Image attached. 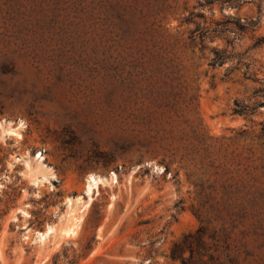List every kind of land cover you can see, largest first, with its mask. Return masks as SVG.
Segmentation results:
<instances>
[{
  "label": "rangeland",
  "instance_id": "obj_1",
  "mask_svg": "<svg viewBox=\"0 0 264 264\" xmlns=\"http://www.w3.org/2000/svg\"><path fill=\"white\" fill-rule=\"evenodd\" d=\"M203 1L0 0V264H182L202 220L223 264H264V108L234 113L264 47L202 42Z\"/></svg>",
  "mask_w": 264,
  "mask_h": 264
},
{
  "label": "trees",
  "instance_id": "obj_2",
  "mask_svg": "<svg viewBox=\"0 0 264 264\" xmlns=\"http://www.w3.org/2000/svg\"><path fill=\"white\" fill-rule=\"evenodd\" d=\"M257 15L253 17H241L238 14H226V8H240L244 4V0H204L200 6L202 8L211 7L213 9V15L215 16L216 5H220L223 17L220 19L212 18L208 21V18L204 14H197L196 16L205 19L204 24H198L197 32H199L202 42L206 39H214L216 37H223L228 40L227 35L230 33H254L255 43L254 47H264V35L256 36V33L264 27V0H257ZM228 42H230L228 40ZM214 57L212 59V65L218 66L223 65L226 61L232 58L227 50L213 49ZM251 69V67L249 66ZM248 75V74H246ZM252 79L261 85L255 88L253 97L256 101L251 104L247 102L237 101L234 107V113L251 116L256 114L260 109L264 108V79L260 77L250 75L248 79ZM262 135L264 137V123L262 124ZM209 223L201 221V225L195 232L185 234L179 241H177L172 250L171 257L174 259L181 260L182 264H207L204 261L206 256L212 264L219 263V257L212 252V248L207 244L208 236L216 238L215 232H210Z\"/></svg>",
  "mask_w": 264,
  "mask_h": 264
},
{
  "label": "bare ground",
  "instance_id": "obj_3",
  "mask_svg": "<svg viewBox=\"0 0 264 264\" xmlns=\"http://www.w3.org/2000/svg\"><path fill=\"white\" fill-rule=\"evenodd\" d=\"M102 183V178H98L95 175L89 177L88 183L86 184V193L90 196V201L93 199V194L98 189L99 185ZM51 229H48L46 233L40 234L41 239H45L50 234Z\"/></svg>",
  "mask_w": 264,
  "mask_h": 264
},
{
  "label": "water",
  "instance_id": "obj_4",
  "mask_svg": "<svg viewBox=\"0 0 264 264\" xmlns=\"http://www.w3.org/2000/svg\"><path fill=\"white\" fill-rule=\"evenodd\" d=\"M86 192V191H85ZM86 195H88L87 193H86ZM46 233V232H45Z\"/></svg>",
  "mask_w": 264,
  "mask_h": 264
}]
</instances>
